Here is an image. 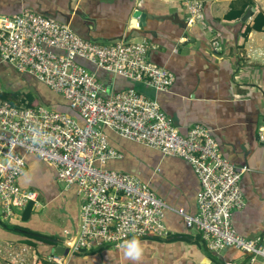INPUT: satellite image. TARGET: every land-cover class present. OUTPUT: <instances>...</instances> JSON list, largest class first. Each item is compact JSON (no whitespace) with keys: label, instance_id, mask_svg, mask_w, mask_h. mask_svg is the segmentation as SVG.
<instances>
[{"label":"built area","instance_id":"1","mask_svg":"<svg viewBox=\"0 0 264 264\" xmlns=\"http://www.w3.org/2000/svg\"><path fill=\"white\" fill-rule=\"evenodd\" d=\"M205 0H182L187 26L207 29ZM213 47L217 41L212 42ZM146 39L97 43L77 35L67 23L23 7L0 15V61L33 75L60 95L76 115L26 100L11 104L0 98V220L27 204H39V193L21 187L26 157L34 156L55 170L64 188L75 187L80 199L74 235L64 231L67 252L101 244L119 248L133 236L166 237L164 213L179 215L187 229L198 232L209 250L234 248L249 261L264 262V234L247 238L233 226L232 213L243 207L239 185L245 166H235L220 151L210 130L195 123L179 132L156 98L134 86L110 90L98 69L111 72L154 92L168 91L173 75L150 61ZM79 60L90 63L89 69ZM187 161L199 183L196 211L172 207L135 175L105 167L121 157L104 132ZM264 145V126L256 131ZM53 264H66L51 252ZM23 259L15 254V263Z\"/></svg>","mask_w":264,"mask_h":264},{"label":"crops","instance_id":"2","mask_svg":"<svg viewBox=\"0 0 264 264\" xmlns=\"http://www.w3.org/2000/svg\"><path fill=\"white\" fill-rule=\"evenodd\" d=\"M23 7L67 23L81 38L97 43L146 39L152 46L150 61L174 78L168 91L154 92L142 84H136V89L156 98L179 132L185 133L195 123L204 125L229 162L247 167L239 182L244 205L232 213L233 226L247 238L264 234V145L256 136L257 128L264 126V0H205L207 29L186 25L182 0H0V15L17 14ZM136 10L144 15L143 22L133 17ZM257 15L259 28L253 27ZM131 19L136 21L132 28ZM213 41H217L215 48ZM15 71L0 61L5 91L21 93L27 86L24 94L30 91L34 101L58 109L44 103L38 88L29 86L25 76ZM96 74L103 75L110 90L129 86L126 79L111 72ZM16 77L18 87L14 86ZM28 77L38 81L31 74ZM104 132L121 154L105 167L135 175L170 206L195 213L199 183L187 161L162 155L110 130ZM18 182L39 193L40 205L32 206L27 221L21 220L22 210L0 220V264H53L47 259L52 248L64 243V231L74 235L78 228L80 199L75 187L57 183L55 170L34 156L26 157ZM164 224L170 234H196L172 211L164 213ZM22 229L51 244L36 240L28 244ZM141 241L146 243L140 264H264L249 261L247 254L234 248L209 252L203 244L199 247L191 241ZM124 245L88 255L67 252L66 264H132ZM15 254L22 263H15Z\"/></svg>","mask_w":264,"mask_h":264},{"label":"trees","instance_id":"3","mask_svg":"<svg viewBox=\"0 0 264 264\" xmlns=\"http://www.w3.org/2000/svg\"><path fill=\"white\" fill-rule=\"evenodd\" d=\"M257 19H259V15H257L255 17V20H254L253 27H255V28H259V26L257 25ZM247 30H248V28H247ZM79 62L81 64H83L84 66L88 67V68L90 67L89 69H91V70L93 69V67H92V65L90 63H88L86 61H83V60H79ZM97 71L99 72V71H104V70H101V69L96 70L95 71V75H96V77L99 80H101L102 82H105L106 80H105L104 77H102L103 75L99 76L98 74H96ZM15 72H16V74H18L20 76H25L24 80L26 81V83L29 86L32 85L35 90H37L36 88H38V90H37L38 93L37 94H39L40 96L41 95L44 96V98L46 99L45 102L43 101L44 103L52 104V105L56 106L58 108V110H60L62 112H66V113H69L71 115H76V111L74 109L70 108L68 103L66 102V100H64L60 95H58V94L54 93L53 91H51L48 87L43 85L41 82L36 81V80L35 81L32 80L33 78L28 77V73H21V72H18V71H15ZM25 74H27V75H25ZM126 80L128 81V85L129 86H134L135 88L137 87V86H135L137 83H134V82H132V81H130L128 79H126ZM54 94H56V96H54ZM34 96L35 95L33 93H31L30 91L26 92L25 94H22V93H20L17 90H15V91H13V90H10V91L2 90V91H0V98L8 100L11 104H17V103H20V102H22L24 100H26V101H28L30 103V102L34 101V98H35ZM38 103H40V102H38ZM40 104H43V103H40ZM245 172L246 171H244L242 173V175H244ZM33 211L34 210H33V207L31 205V203L27 204L26 207L20 213L21 220L22 221L29 220L31 218V216H32ZM22 230H20V231H22L24 233V235L26 236V238H27L26 242L28 244H31V245L33 244L34 245V243H35L34 241L35 240L36 241H43L45 243L51 244V241L49 239H43L42 237L36 236V235H34L32 233H28V231H25L27 229H22ZM131 239L132 238H129L128 241L131 240ZM139 239L140 240L153 239V240L164 241V242L165 241L166 242H171V241H191V242H193L194 244H196L199 247L202 246V244H203L207 248L205 242L203 241V239L201 238V236H200V234L198 232H196V234H194L193 237H191L190 235H186V234H172L171 233V234H169L166 237H147L146 236V237H140ZM106 247H111V246L108 245V244H101V245H98L95 248H92V249H89V250L81 249V250L75 251L74 253L79 252V254L83 253V254L88 255V254H91V253L93 254L96 251L101 250L102 248H106ZM207 250L209 252H215V251L209 250L208 248H207Z\"/></svg>","mask_w":264,"mask_h":264},{"label":"clouds","instance_id":"4","mask_svg":"<svg viewBox=\"0 0 264 264\" xmlns=\"http://www.w3.org/2000/svg\"><path fill=\"white\" fill-rule=\"evenodd\" d=\"M145 243L146 242L141 241L138 236H133L131 240L125 242V256L132 261V264H140Z\"/></svg>","mask_w":264,"mask_h":264},{"label":"water","instance_id":"5","mask_svg":"<svg viewBox=\"0 0 264 264\" xmlns=\"http://www.w3.org/2000/svg\"><path fill=\"white\" fill-rule=\"evenodd\" d=\"M139 17V20L143 22V18H144V15L142 13H140L138 10L135 11V13L133 14V17ZM131 28L132 27H135L136 26V21L135 19H131L130 20V25H129ZM54 242H56L55 240H53ZM67 247H66V244L63 243V244H59V245H55L53 248H52V252L56 253V254H61V255H66L67 254Z\"/></svg>","mask_w":264,"mask_h":264},{"label":"rangeland","instance_id":"6","mask_svg":"<svg viewBox=\"0 0 264 264\" xmlns=\"http://www.w3.org/2000/svg\"><path fill=\"white\" fill-rule=\"evenodd\" d=\"M19 79V77H16V78H14V84H15V79ZM6 80V78L5 77H3L2 75H0V91H2V90H4L3 89V87H4V85H5V83H4V81ZM23 82V81H22ZM21 83V82H20ZM23 83H25V82H23ZM13 84V85H14ZM14 86H16V87H18V85L17 84H15ZM20 87H22V86H20ZM28 87L26 86V88H24V87H22V89H21V93L22 94H24V92H25V89H27ZM27 161H28V159H27ZM61 186V185H60ZM62 187V186H61ZM44 209L45 208H43L40 212H39V214H40V216H42V214H44Z\"/></svg>","mask_w":264,"mask_h":264}]
</instances>
